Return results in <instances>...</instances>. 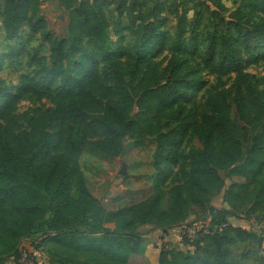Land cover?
Instances as JSON below:
<instances>
[{
  "label": "trees",
  "instance_id": "obj_1",
  "mask_svg": "<svg viewBox=\"0 0 264 264\" xmlns=\"http://www.w3.org/2000/svg\"><path fill=\"white\" fill-rule=\"evenodd\" d=\"M114 1L60 0L70 10V17L67 37L59 38L46 30V21L40 16L43 0H0V16L7 38H15L26 23L31 32H39L50 44L52 66L44 69L61 78L67 93L74 120L68 136L73 151L84 121L83 104L74 95L73 86H78L88 75L87 63H93L94 53L89 55V43L100 45L107 36L109 21L105 8ZM140 1L142 5L147 0ZM195 1L204 5L216 21L213 32L201 39L195 34L200 18L188 28L185 6ZM173 3L179 17L175 35L161 33L159 26L167 18L156 24L151 20L154 14H150L140 30L146 49H153L157 44L172 46L175 53L168 68L161 74L138 76L134 70L126 72L113 66L111 95L116 100L99 118L104 139L94 145L105 154L116 156L122 152L126 136L138 141L152 137L155 163L170 152L179 129L164 132L160 121L150 120L145 128L138 129L132 112L135 108L142 112L157 111L159 106L166 107L172 103L169 101L183 96L200 82V78L186 80L178 74L183 67L178 53L196 54L199 48L195 44L200 42L206 46L203 58L206 68L218 75L231 71L236 75L229 89L217 88L205 101L202 129L198 134L202 147H191L188 152L187 181L169 190L168 203L164 206V178L159 171L149 197L106 209L88 189L85 175L72 155L54 151L49 130L39 134L21 132L12 143L1 135L0 124V264L11 258L16 264H24L22 258L27 253L23 243L36 225L46 221L50 211L53 215L47 222L43 244L52 241L65 255L55 264H232L231 245L257 237L231 224L229 217L247 208V214L264 220V87H261L264 77L247 73L237 50L264 44V21L245 19L241 11L225 20L221 13L226 9L222 0H173ZM251 3L264 13V0H251ZM157 4L167 5L160 0ZM179 6H183L181 12ZM82 49L84 52L80 53ZM78 53L76 75L72 76L69 63ZM126 74L129 80L124 77ZM170 78L174 80L170 82ZM38 87L41 86L24 83L21 93L32 88L38 91ZM226 169L229 176L243 178V181H233L224 193L229 209L211 205V198L224 187L220 171ZM196 203L208 211L205 220H209V232L197 231L193 240L183 234L182 242L192 250L163 249L157 263L151 262L142 252L139 228L145 224L163 230L187 226L192 205ZM111 223L113 226H109ZM258 240L263 242L264 236ZM27 256L33 257V253Z\"/></svg>",
  "mask_w": 264,
  "mask_h": 264
},
{
  "label": "rangeland",
  "instance_id": "obj_2",
  "mask_svg": "<svg viewBox=\"0 0 264 264\" xmlns=\"http://www.w3.org/2000/svg\"><path fill=\"white\" fill-rule=\"evenodd\" d=\"M164 1L167 4L165 7L159 6L157 0H147L142 5L140 0H115L105 8L109 21L107 36L100 45L89 43L88 53H94L93 63H87L88 75L78 86H73L74 95L78 96L83 104L81 111L84 115L74 151L68 143L69 130L74 120L69 111L67 93L63 89L61 78L48 74L44 69L46 66H52L50 44L39 32H31L26 23L15 38H7L0 16L1 135L14 143L21 132L39 134L43 130H49L54 139V151L72 155V160L85 175L88 189L106 209L137 203L149 197L159 171L164 178L163 205H167L169 190L176 184L184 183L189 177L187 156L190 148L202 147L198 134L202 129V113L207 97L217 88L229 89L236 75L234 71L218 75L206 68L203 61L206 46L198 42L195 44L196 48H199L198 53H178L183 62L178 74L186 80L200 78V82L189 88L183 96L169 101L172 103H167L166 107L159 106L157 111L142 112L135 108L132 112V119L137 122L138 129L147 125L148 120L153 123L160 121L164 125V132L179 129L170 152L155 163V142L152 137L138 141L126 136L123 150L116 156L107 155L94 145L104 139L98 125L99 118L106 112L107 106L116 100V97L111 95L114 85L113 66L126 72L134 70L138 76L161 74L169 66L175 53L172 46L157 44L148 50L143 44V34L140 31L150 19V14H154L151 20L156 24H160L162 18H167V21L159 26L160 32L175 35L179 20L175 13L176 7L173 0H160ZM222 1L226 7L221 11L225 20L241 11L246 15L245 19L264 21V13L254 6L251 0ZM182 7L179 6L180 12ZM185 7L188 28L191 29L195 20L200 18V24L195 31L199 39L213 32L216 21L204 5L195 1ZM40 16L46 21V30L54 37H67L70 10L62 5L60 0H43ZM186 36L188 37L189 33ZM237 50L242 58L243 69L251 75L264 77V44ZM83 52L84 49L80 53ZM80 53L69 63L72 76L76 75L75 61L79 59ZM124 77L127 80L130 78L129 74ZM173 80L170 78V82ZM24 83L29 86L38 84L41 87H38V91L32 88L26 93H21ZM261 87H264V84ZM220 174L225 181L224 187L211 200H214L217 208L229 209L224 201V193L233 181H243V178L229 176V169L221 170ZM52 215L53 212H48L46 221L36 225L23 243L24 252L29 255L33 253V257H27L29 264H55L65 256L62 248L56 243L49 241L43 244L47 222ZM207 215L208 211L200 204H193L187 226L180 229V238L182 239L185 233L193 234L199 231ZM229 222L257 234V237L243 239L231 245L229 258L232 264H264V241L259 243L258 240L264 236V220L250 216L245 208L230 216ZM109 226H113V223ZM151 228L143 227L140 230L143 239L142 252L151 262L157 263L163 249L175 247L184 251L192 250L182 240L181 245L171 241L159 240V243H154L151 239L146 240L143 235Z\"/></svg>",
  "mask_w": 264,
  "mask_h": 264
},
{
  "label": "crops",
  "instance_id": "obj_3",
  "mask_svg": "<svg viewBox=\"0 0 264 264\" xmlns=\"http://www.w3.org/2000/svg\"><path fill=\"white\" fill-rule=\"evenodd\" d=\"M211 205L218 207L214 204V200H211ZM143 227H146V228L152 227L151 230H149V232L147 234L143 235V237H145L146 240L151 239V241H153L154 243H159L158 242L159 240H164V241L174 242L175 244L178 243V245H181L182 239L180 238L181 237L180 236V229H181V227H184V226H177L174 228H168L166 230H163L160 228H156L152 224H145V225H142L139 228V230H141ZM4 264H16V263L11 258V259H8Z\"/></svg>",
  "mask_w": 264,
  "mask_h": 264
},
{
  "label": "built area",
  "instance_id": "obj_4",
  "mask_svg": "<svg viewBox=\"0 0 264 264\" xmlns=\"http://www.w3.org/2000/svg\"><path fill=\"white\" fill-rule=\"evenodd\" d=\"M185 227V226H184ZM204 230V232H209V220H206L203 224H202V226H201V229L200 230ZM221 229V228H220ZM199 230V231H200ZM186 234V233H185ZM187 235H188V237L191 239V240H193L195 237H196V232H194L193 234H188L187 233ZM35 256H36V253L34 254ZM27 254H24V256H23V258H22V262L24 263V264H29V262L27 261Z\"/></svg>",
  "mask_w": 264,
  "mask_h": 264
}]
</instances>
